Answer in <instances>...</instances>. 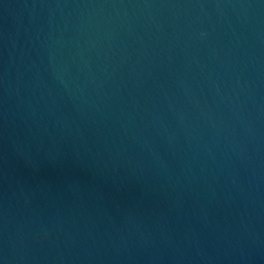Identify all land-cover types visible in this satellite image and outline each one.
<instances>
[{
	"label": "water",
	"instance_id": "95a60500",
	"mask_svg": "<svg viewBox=\"0 0 264 264\" xmlns=\"http://www.w3.org/2000/svg\"><path fill=\"white\" fill-rule=\"evenodd\" d=\"M0 264H264V0H0Z\"/></svg>",
	"mask_w": 264,
	"mask_h": 264
}]
</instances>
